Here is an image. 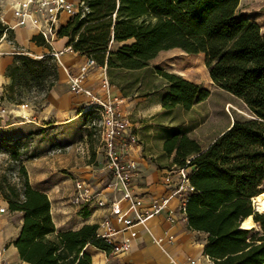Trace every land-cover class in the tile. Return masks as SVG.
Instances as JSON below:
<instances>
[{
  "label": "trees",
  "instance_id": "1",
  "mask_svg": "<svg viewBox=\"0 0 264 264\" xmlns=\"http://www.w3.org/2000/svg\"><path fill=\"white\" fill-rule=\"evenodd\" d=\"M80 1L88 13L76 15L59 31L74 52L98 66L126 71L149 68L160 53L174 49L203 54L212 82L245 104L249 117L235 120L206 149L180 133L168 137L163 149L177 167L189 161L195 192L189 195L186 217L191 231L208 236L205 255L214 264H264V213L253 207L264 194V34L259 25L237 15L240 0ZM5 29L0 23V38ZM7 35L14 39L13 31ZM32 41L49 47L39 37ZM114 43L121 44L116 51L111 50ZM158 74L168 84L162 97L165 111L180 107L189 112L210 97L208 89L181 76ZM7 76L10 85L2 101L13 103L17 91L22 96L38 90L47 97L58 81L59 67L51 54L33 58L20 52ZM19 175L21 194L12 186L1 193L10 212L23 214L13 242L23 262L93 264L88 246L109 254L97 238V225L58 231L49 197L32 188L24 166ZM248 219L257 227L241 229Z\"/></svg>",
  "mask_w": 264,
  "mask_h": 264
},
{
  "label": "crops",
  "instance_id": "2",
  "mask_svg": "<svg viewBox=\"0 0 264 264\" xmlns=\"http://www.w3.org/2000/svg\"><path fill=\"white\" fill-rule=\"evenodd\" d=\"M0 16L7 21L12 20V13L6 0H0ZM13 32L12 44L7 40H0V105L10 112V104L2 101V97L5 88L10 85L7 71L14 63L16 50L30 52L28 54L34 58H41L53 52L60 53L59 59L64 68L74 76L78 75L80 67L85 65L88 59L67 47L68 39L66 38H58L51 47H40L32 41L37 34L31 28H16ZM58 67V81L45 98L42 108L29 106L26 110L19 108L16 113L18 117H26L24 119L28 120L26 122L28 129L41 128L44 129V134L50 133L49 145L54 143L55 146L51 149L49 145L47 146L49 150L48 154L42 158V169L35 170L39 180L35 183L31 180V186L49 197L52 218L58 231H77L87 225H99L106 211L97 208L80 210L73 207L70 199L75 181L85 180L107 193L106 191H109L107 187L112 183V178L104 170L99 144L95 149H91L89 143L84 141L57 146L68 134L76 135V127L83 123L86 115L85 108L89 103L84 96L75 95L70 91L68 73L59 64ZM113 70L101 66L91 69L86 77L85 86L102 97L103 92L100 89L102 79L106 76L110 78ZM118 93L123 100L121 105L123 115L133 121L142 119L141 112L132 110L135 101H132L127 94L120 91ZM18 111H21L23 115L19 116ZM133 126L142 139L141 147L133 154L138 162V177L134 192L149 201L151 199L161 201L167 198L169 199L168 208L150 219L145 227L138 229V238L133 243L130 254L126 256H108L104 251L88 246L86 252L91 256L93 264H107L109 257L114 258L115 261H112L114 264L115 262L117 264H191V261L195 264H214L206 258L204 253L208 236L191 231L186 215L179 211L181 200L186 194H176L179 184L178 175L175 173L177 166L172 165V157L167 156L163 150L164 142L168 138L159 145H155L151 135L155 129L146 127L142 122H136ZM91 158L94 160L91 161ZM24 165L30 174L32 166L29 165L37 164L25 163ZM62 169L68 170L70 177L64 178L61 174L57 175V171ZM189 171L191 172L192 169ZM166 177L171 178V184L165 183ZM12 215L14 219L17 218L16 225L10 218L4 231L0 233V250H5L2 257L9 264H28L20 259L13 245L22 229L23 214L14 212ZM153 239H161V242L157 244Z\"/></svg>",
  "mask_w": 264,
  "mask_h": 264
},
{
  "label": "rangeland",
  "instance_id": "3",
  "mask_svg": "<svg viewBox=\"0 0 264 264\" xmlns=\"http://www.w3.org/2000/svg\"><path fill=\"white\" fill-rule=\"evenodd\" d=\"M71 1L78 2V0ZM237 15L255 22L264 34V0H240ZM118 48L119 45L114 43L111 50L116 51ZM18 51L26 53L23 50ZM159 70L181 76L208 89L210 97L205 102L196 105L189 112L180 107L165 111L162 108L161 101L168 91V84L158 74ZM111 73V80L107 76L106 78L114 86L113 93L116 96L120 95L118 91L127 94L132 101H135L132 110L136 109L135 111L142 113V119H137L138 121L128 119V121L132 125L136 122H142L146 127L155 129L151 133L155 145H159L173 133H180L195 140L202 149H206L235 120L249 117L248 109L240 99L219 89L212 82L204 55L192 56L179 49H174L160 53L156 59L151 61L149 68L144 71L131 72L114 69ZM48 80L51 81L53 78ZM45 98L38 90H34L30 94L22 93V96H18L17 91L15 102L6 101L10 104L9 110L12 113L0 118V209L6 208L9 210L2 196V189H8L9 186H12L16 187L20 194L22 192V180L19 175L20 167H25V163L28 165L29 163L37 164L29 165L32 167L30 168V174L28 171L27 174L30 185L31 180L34 183L38 182V173L35 170L42 169V158L48 154L49 149L55 146L54 143L49 145V132L44 134V129L41 128L28 129L26 123L28 120L18 117L16 113L19 109L17 107L23 104L41 109ZM91 123V116L86 114L83 123L76 127V135L68 134L63 138L62 143L57 146H67L84 141L89 143L91 149H95L100 139L97 129ZM140 140H142L141 137ZM48 145L50 148L47 147ZM93 160L91 158V161ZM58 174L63 175L64 178L70 177L66 169L58 170ZM262 190L264 191V184ZM20 199H23V197L21 196ZM253 203L258 212L264 213L255 202ZM12 213L10 211L0 213V233L4 231L10 218L11 222L16 225L17 218L14 219ZM250 220L253 222L252 219ZM254 226L257 227L253 222ZM113 260V257H109L107 264H114Z\"/></svg>",
  "mask_w": 264,
  "mask_h": 264
},
{
  "label": "built area",
  "instance_id": "4",
  "mask_svg": "<svg viewBox=\"0 0 264 264\" xmlns=\"http://www.w3.org/2000/svg\"><path fill=\"white\" fill-rule=\"evenodd\" d=\"M12 13V20L7 21L0 16V23L6 29L0 40L12 41L7 31L16 28H31L37 37L44 40L47 46H52L59 38L62 27L78 14L85 15L89 8L81 1L74 3L71 0H6ZM72 50V49H71ZM73 51V50H72ZM16 53L20 52L16 50ZM57 63L62 66L59 59L60 53L51 54ZM98 67L96 62L87 59L81 66L78 75L68 73L70 91L75 95L84 96L89 100L85 111L91 116V125L99 135V153L104 165V170L112 178V183L107 187L109 191L100 190L85 180L74 183L70 204L80 210L97 208L106 211L103 221L97 225V238L102 239L109 248L108 256H126L130 254L133 243L138 238V229L145 227L150 219L160 215L168 208L169 199L161 201L146 198L134 192L135 182L138 177V162L134 158V151L141 147L139 134L121 111L122 98L113 93L114 86L105 77L101 84L103 96H99L85 86L86 77L91 69ZM17 108L26 110L28 104ZM0 105V118L11 114ZM187 165L177 167L179 184L176 194L185 193L181 200L179 211L186 215V205L189 195L195 189L189 182L190 169ZM166 184H171V178L166 177ZM9 210L1 208L0 213ZM154 242L159 244L161 239ZM5 250H0V264H9L2 256ZM210 260L209 257H206ZM191 264H195L191 261Z\"/></svg>",
  "mask_w": 264,
  "mask_h": 264
},
{
  "label": "bare ground",
  "instance_id": "5",
  "mask_svg": "<svg viewBox=\"0 0 264 264\" xmlns=\"http://www.w3.org/2000/svg\"><path fill=\"white\" fill-rule=\"evenodd\" d=\"M18 115L22 116L23 113L21 111H18ZM23 118H26L23 116ZM254 202L256 203V205L259 207V209L264 212V194H262L261 196H259L258 198H256L254 200ZM256 209V208H255ZM257 210V209H256ZM243 228L246 230L252 229L253 228V222L248 219L246 220L243 224H242ZM255 227V226H254Z\"/></svg>",
  "mask_w": 264,
  "mask_h": 264
},
{
  "label": "water",
  "instance_id": "6",
  "mask_svg": "<svg viewBox=\"0 0 264 264\" xmlns=\"http://www.w3.org/2000/svg\"><path fill=\"white\" fill-rule=\"evenodd\" d=\"M253 207L255 208L254 203H253ZM255 211L258 212V210H256V209H255ZM241 229H244L242 225H241Z\"/></svg>",
  "mask_w": 264,
  "mask_h": 264
}]
</instances>
